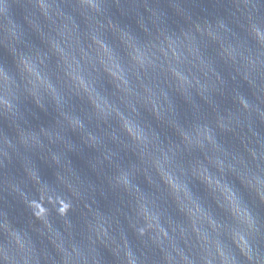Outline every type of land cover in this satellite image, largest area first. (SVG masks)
Listing matches in <instances>:
<instances>
[{
    "label": "clouds",
    "instance_id": "obj_1",
    "mask_svg": "<svg viewBox=\"0 0 264 264\" xmlns=\"http://www.w3.org/2000/svg\"><path fill=\"white\" fill-rule=\"evenodd\" d=\"M0 264H264V0H0Z\"/></svg>",
    "mask_w": 264,
    "mask_h": 264
}]
</instances>
